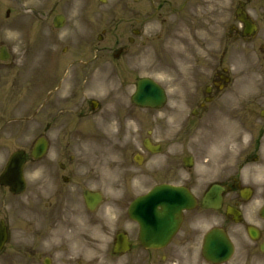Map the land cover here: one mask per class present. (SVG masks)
<instances>
[{
  "label": "flooded vegetation",
  "instance_id": "obj_1",
  "mask_svg": "<svg viewBox=\"0 0 264 264\" xmlns=\"http://www.w3.org/2000/svg\"><path fill=\"white\" fill-rule=\"evenodd\" d=\"M160 5L152 9L147 20L156 19L162 24L167 23V30L176 37L201 36L204 38V56L207 64L215 69L222 67L224 58L230 53L229 59L239 57L242 51L247 52L251 38L246 37L245 25L237 17L239 3L241 9L247 11L258 25V31L264 29V0H155ZM149 9V8H148ZM255 15V17H254ZM227 38L225 39L224 37ZM175 44H171L174 46ZM222 72V71H221ZM220 72V73H221ZM218 74V72H216ZM229 76V73H226ZM225 82L224 78L216 77ZM229 82L233 81L230 77ZM264 104V95L262 96ZM178 176V175H176ZM253 179L264 181V174L256 172ZM216 182L226 183L222 178ZM190 187L201 203L206 190L205 178L196 177L195 181L188 179L176 181ZM254 203L243 204V199L237 191L225 195L226 204L232 203L243 212L242 225L238 226L232 216L226 214L224 208L214 209L198 205L193 210L183 211L182 223L165 252L146 249L139 241V226L126 213L127 195L120 206L122 222L121 230H127L137 246L127 255L125 260L117 264H204L195 261V256H201L200 245L206 230L213 226H223L230 233H235L242 241L243 249L248 256L254 251L248 244L251 241L245 232L248 224H256L264 233V219L259 215L260 205L264 201V183L256 184ZM29 216L12 219L9 225V239L0 252V264H94V259L88 255V248L94 242V214H85L80 225L75 215L74 207L68 204L42 205V211L31 208L25 210ZM18 226L19 228H11ZM166 254L165 258H162ZM262 264H264V257ZM167 261V263H165ZM211 264V263H207Z\"/></svg>",
  "mask_w": 264,
  "mask_h": 264
},
{
  "label": "rangeland",
  "instance_id": "obj_2",
  "mask_svg": "<svg viewBox=\"0 0 264 264\" xmlns=\"http://www.w3.org/2000/svg\"><path fill=\"white\" fill-rule=\"evenodd\" d=\"M53 1L54 0H0V46H2V44L9 46V49L14 55L12 57V65L14 66L9 67L10 71L15 72L17 67H20L18 65H21V60L30 53L31 49L36 50L41 47V50L46 51L54 50L55 47L60 49L64 45L75 44L76 40H74V37H77L84 31L90 29H87L86 27L88 24V26H91L92 24L95 28L106 21L111 28L115 29L116 20L114 18H119L118 15L110 9L111 5H113L116 0H109V5L104 6V8H100V6H98L92 15H89L88 12L81 7L80 1L77 7V0H74L73 5L71 6H76L75 8L67 9L62 6L57 8V10H61L68 16L65 28L56 33L50 32V30L53 29L52 18H49L50 20L46 19L43 14L49 10L51 2ZM62 1L63 0H55L56 4ZM23 5L33 8H40L42 5V23L33 22V16L28 19L30 23L33 22V27L30 25L28 28L31 31V38H29V40H26V38H28L26 36L27 32L25 31L27 19L25 16L26 13H24V10L22 9ZM9 8L12 9L11 14L10 16H6V11ZM116 32L121 33L120 30H117ZM14 34L20 37L13 40L12 37ZM32 34H35L39 39L37 40V47H33L36 43H34L35 37H33ZM70 51H73V48H71ZM33 55L35 57L40 56L35 54ZM102 61H106V59H101V62ZM107 64L113 67L110 62ZM122 64L125 66L122 76L116 75L117 70H120L118 67H116L117 70L113 67L114 74L110 73L111 68L108 67V70L96 71L99 77L97 75L95 77L98 78L100 82L105 83V85L99 83L100 85L98 90H96V94H91L92 96L99 98L102 103L101 110L92 116L93 119H91L95 123L94 136L81 137L79 140L80 142L75 148L74 146L70 148H62L57 132L51 133L53 144L50 156L60 158H69L71 155L75 156L74 163L77 165L76 172L78 175L87 179L86 183L88 186L105 190L109 199L115 198L118 194L117 191L120 181L118 164L119 149L118 144L116 143L122 132L126 131L128 134V129L131 128V120L129 118L139 119L146 129L148 126H151V128L154 127L158 131H168L169 127L175 128L176 125L180 123V120L175 116L172 117V121L168 120L169 115L176 114L174 112L176 110V107H174L175 104L180 107L185 105V101L183 99H176L174 95L171 96L170 102L160 113H157L156 110H143L131 105L130 95L134 87L133 83H135L139 76L149 75L156 77L171 90L172 88H175V82L170 80L171 86H169V69L164 67V65L153 62L151 56H148L145 61H137V53L134 49L122 58ZM104 71L108 72V75L102 77ZM29 72L31 73L33 71ZM113 75H116L117 79L114 78ZM11 77H9L7 81L11 90H16L20 93L24 91L26 95L30 94L27 89L34 88L37 84L36 80L30 82L29 79H24V77L18 79L15 78V76ZM33 77L34 79L37 78L36 73H34ZM90 79L91 77L88 78L87 81H90ZM121 82L123 86L119 91L117 87ZM6 87L7 86L4 83H0V106L7 105L11 103L10 100L17 98L16 95L10 94L8 88ZM86 87H88V84ZM40 99H42V94L38 97V99H35L34 102L39 103ZM33 105L35 106L36 104ZM33 105L29 107L28 104H25V101H21L17 105V109L14 111H8L7 108L2 110L0 108V114L7 117L15 114L21 116L27 112L31 113L33 109H35ZM117 107H121V109L118 111ZM119 113L122 114L125 120L124 122L126 124V128L123 125V119L119 117ZM107 123H109L110 126H107ZM227 123H222V125L227 124L226 129L229 130L230 123ZM132 125L136 127L135 123H132ZM227 136H229V134ZM225 137L221 139L218 138L216 140L217 142L214 141V144L216 145L222 159L228 161L231 158L234 145H230L229 138ZM78 161H85L90 164L93 163L92 171L85 170L84 167L86 165H83V163L79 164Z\"/></svg>",
  "mask_w": 264,
  "mask_h": 264
},
{
  "label": "water",
  "instance_id": "obj_3",
  "mask_svg": "<svg viewBox=\"0 0 264 264\" xmlns=\"http://www.w3.org/2000/svg\"><path fill=\"white\" fill-rule=\"evenodd\" d=\"M150 86H151V91H152V89H154L155 87H154V85H151V84H150Z\"/></svg>",
  "mask_w": 264,
  "mask_h": 264
}]
</instances>
